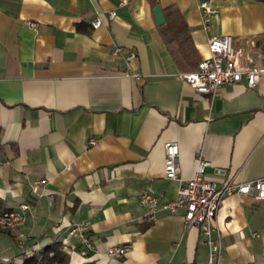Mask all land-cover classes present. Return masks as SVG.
I'll return each instance as SVG.
<instances>
[{
	"label": "crops",
	"instance_id": "crops-1",
	"mask_svg": "<svg viewBox=\"0 0 264 264\" xmlns=\"http://www.w3.org/2000/svg\"><path fill=\"white\" fill-rule=\"evenodd\" d=\"M200 1L156 5L179 10L199 61L208 57L210 35H231L234 47L264 64L263 0H204L216 9L209 31ZM153 8L149 0H0V210L32 208L25 253L84 222L94 248L82 255L76 247L70 264H136L141 243L147 264H208L204 237L184 222L183 211L144 220L142 189L151 185L174 199L199 158L217 185L264 177V77L253 88L243 80L214 93L195 91L181 79L185 71ZM96 17L102 24L93 28ZM128 51L136 55L129 62ZM168 142L178 145L173 180L164 177ZM11 232H0V259L21 264ZM213 236L222 242L220 264H264L263 204L226 196ZM123 243L131 247L122 258L106 256L110 245Z\"/></svg>",
	"mask_w": 264,
	"mask_h": 264
},
{
	"label": "built area",
	"instance_id": "built-area-1",
	"mask_svg": "<svg viewBox=\"0 0 264 264\" xmlns=\"http://www.w3.org/2000/svg\"><path fill=\"white\" fill-rule=\"evenodd\" d=\"M127 0H119V4H125ZM199 9L203 22V28L209 31L210 16L216 12L209 2L200 1ZM115 12L111 11L109 17L113 18ZM93 28L101 26L102 21L96 17L92 22ZM34 26V24L29 23ZM208 57L200 60L195 70L180 74L181 79L186 81L195 91L199 93H214L223 85H232L244 80L248 88H253L259 80L264 77V64H259L248 51L233 46L231 35H210L207 39ZM252 45H255L252 42ZM121 47H115L113 53L120 54ZM136 57L135 53L128 51L125 55L129 62ZM128 69L130 67L128 66ZM131 77L140 78V73L131 71ZM96 140H89V145H95ZM164 177L166 179H177V155L178 145L175 142L165 144ZM206 163L199 158L197 170L193 177L187 180H180L177 189V196L174 199H164L153 186H145L140 195L139 201L145 206L146 214L144 220L152 222L160 211L167 213L182 212V217L187 225H194L199 228L204 237V243L208 247V264H220L222 257V242L213 236L214 221L222 201L226 196L234 193L249 196L260 201L264 207V177L253 179L242 183H234L229 180L222 185H217L213 180L203 175ZM43 180L33 184V193ZM32 208L28 203L20 205L19 210H0V229L17 231V247L25 252L26 242L29 236L24 231L27 221L32 218ZM77 241L72 245L71 240ZM62 249L70 254L77 247L78 253L85 255L93 250L89 238L88 224L84 222L74 223L67 227L65 235L60 240ZM131 247L128 243L113 244L106 250L108 258H122ZM0 264H3L0 262Z\"/></svg>",
	"mask_w": 264,
	"mask_h": 264
},
{
	"label": "trees",
	"instance_id": "trees-1",
	"mask_svg": "<svg viewBox=\"0 0 264 264\" xmlns=\"http://www.w3.org/2000/svg\"><path fill=\"white\" fill-rule=\"evenodd\" d=\"M149 1L152 7L158 3L157 0ZM161 10L164 22L159 26L160 34L180 68L185 72L195 70L199 59L195 57L189 44L188 29L182 15L175 6H167ZM0 232L12 234L10 230L0 229ZM21 264H70V256L62 249L61 241L57 240L30 254L23 252Z\"/></svg>",
	"mask_w": 264,
	"mask_h": 264
},
{
	"label": "clouds",
	"instance_id": "clouds-1",
	"mask_svg": "<svg viewBox=\"0 0 264 264\" xmlns=\"http://www.w3.org/2000/svg\"><path fill=\"white\" fill-rule=\"evenodd\" d=\"M140 247L142 249V255L140 257L132 256V253L135 252L136 245H133V248L130 250L129 255L132 256V258L136 260V264H147V260H148V257L150 256V254L147 253L146 251H143V249L146 248V245H143L141 243ZM111 264H116V262L115 261H111Z\"/></svg>",
	"mask_w": 264,
	"mask_h": 264
},
{
	"label": "water",
	"instance_id": "water-1",
	"mask_svg": "<svg viewBox=\"0 0 264 264\" xmlns=\"http://www.w3.org/2000/svg\"><path fill=\"white\" fill-rule=\"evenodd\" d=\"M202 1H204V0H202ZM153 14H154V18H155L156 23L158 25H161L163 23L164 19H163L161 7L159 5L154 6ZM262 49L264 50V44L262 45Z\"/></svg>",
	"mask_w": 264,
	"mask_h": 264
},
{
	"label": "rangeland",
	"instance_id": "rangeland-1",
	"mask_svg": "<svg viewBox=\"0 0 264 264\" xmlns=\"http://www.w3.org/2000/svg\"><path fill=\"white\" fill-rule=\"evenodd\" d=\"M0 262L3 264H12V261L9 258H1Z\"/></svg>",
	"mask_w": 264,
	"mask_h": 264
},
{
	"label": "bare ground",
	"instance_id": "bare-ground-1",
	"mask_svg": "<svg viewBox=\"0 0 264 264\" xmlns=\"http://www.w3.org/2000/svg\"><path fill=\"white\" fill-rule=\"evenodd\" d=\"M92 27H93V24L91 23ZM92 140V139H91Z\"/></svg>",
	"mask_w": 264,
	"mask_h": 264
}]
</instances>
